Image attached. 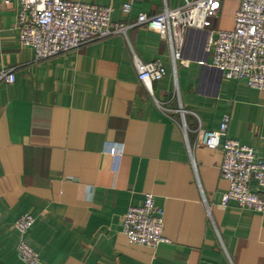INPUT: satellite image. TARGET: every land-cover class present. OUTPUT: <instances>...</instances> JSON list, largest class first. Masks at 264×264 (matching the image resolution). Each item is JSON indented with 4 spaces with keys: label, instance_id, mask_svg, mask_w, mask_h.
Here are the masks:
<instances>
[{
    "label": "crops",
    "instance_id": "1",
    "mask_svg": "<svg viewBox=\"0 0 264 264\" xmlns=\"http://www.w3.org/2000/svg\"><path fill=\"white\" fill-rule=\"evenodd\" d=\"M78 1L111 6L126 34L36 60L18 39L16 1L0 0V73L14 74L0 78V264H25L14 227L23 213L40 264H264V212L220 204L222 152L196 142L198 124L216 130L229 115L226 136L264 161V90L213 66L206 29L185 31L173 65L168 41L137 17L182 0ZM238 6L220 0L210 28L231 29ZM134 54L165 67L152 93ZM146 192L170 240L155 248L121 232Z\"/></svg>",
    "mask_w": 264,
    "mask_h": 264
},
{
    "label": "built area",
    "instance_id": "2",
    "mask_svg": "<svg viewBox=\"0 0 264 264\" xmlns=\"http://www.w3.org/2000/svg\"><path fill=\"white\" fill-rule=\"evenodd\" d=\"M16 30L20 43L34 49L35 59H45L73 50L80 45L125 35L128 25L112 21L111 6L78 0H15ZM220 0H182L175 8L165 7L156 14L140 13L138 24L158 32L170 47V58H181L183 35L188 29H206V49L212 64L224 76L243 79L255 89L264 90V0H239L231 29L210 28ZM130 12L131 3L122 5ZM133 63L137 78L152 93V84L160 80L166 70L160 60L141 61L135 54ZM0 78L11 83L14 74L2 71ZM183 115V110L180 108ZM230 117L224 115L219 128L209 130L200 124L196 129V142L209 149H220L221 176L228 189L221 196L220 204L235 202L240 208L264 212V161L256 150L228 138L226 131ZM121 148L118 153H121ZM30 213H23L14 222L20 238L16 247L25 264H40L38 252L25 240L34 223ZM121 232L132 244L152 248L168 244L163 235V210L155 204L150 192L144 193L139 205H131L121 217Z\"/></svg>",
    "mask_w": 264,
    "mask_h": 264
}]
</instances>
